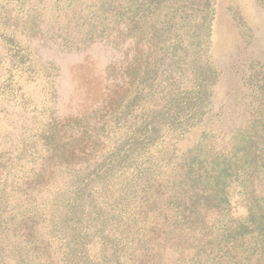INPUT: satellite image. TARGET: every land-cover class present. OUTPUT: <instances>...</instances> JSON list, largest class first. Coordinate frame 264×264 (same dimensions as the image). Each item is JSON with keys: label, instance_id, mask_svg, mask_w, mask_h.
<instances>
[{"label": "rangeland", "instance_id": "374dc122", "mask_svg": "<svg viewBox=\"0 0 264 264\" xmlns=\"http://www.w3.org/2000/svg\"><path fill=\"white\" fill-rule=\"evenodd\" d=\"M263 129L264 0H0V264H264Z\"/></svg>", "mask_w": 264, "mask_h": 264}, {"label": "trees", "instance_id": "16d2710c", "mask_svg": "<svg viewBox=\"0 0 264 264\" xmlns=\"http://www.w3.org/2000/svg\"><path fill=\"white\" fill-rule=\"evenodd\" d=\"M243 138L244 150L246 151L244 156L251 162L256 161L262 163L263 165L259 167V171L262 170L264 173V129L261 133L248 135ZM255 155H259V161H257L258 157H255ZM223 175L225 177L227 176L226 169L221 172L218 177H222Z\"/></svg>", "mask_w": 264, "mask_h": 264}]
</instances>
